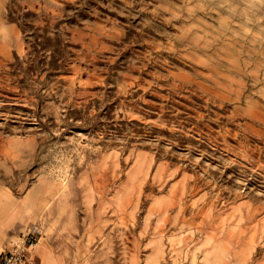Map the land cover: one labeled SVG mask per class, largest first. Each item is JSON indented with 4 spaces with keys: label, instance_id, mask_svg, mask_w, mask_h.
<instances>
[{
    "label": "rangeland",
    "instance_id": "374dc122",
    "mask_svg": "<svg viewBox=\"0 0 264 264\" xmlns=\"http://www.w3.org/2000/svg\"><path fill=\"white\" fill-rule=\"evenodd\" d=\"M0 46V253L264 264V0H0Z\"/></svg>",
    "mask_w": 264,
    "mask_h": 264
},
{
    "label": "built area",
    "instance_id": "2783aa9c",
    "mask_svg": "<svg viewBox=\"0 0 264 264\" xmlns=\"http://www.w3.org/2000/svg\"><path fill=\"white\" fill-rule=\"evenodd\" d=\"M44 235L41 224L35 223L10 240L8 249L0 253V264H31L32 250Z\"/></svg>",
    "mask_w": 264,
    "mask_h": 264
},
{
    "label": "bare ground",
    "instance_id": "6f19581e",
    "mask_svg": "<svg viewBox=\"0 0 264 264\" xmlns=\"http://www.w3.org/2000/svg\"><path fill=\"white\" fill-rule=\"evenodd\" d=\"M2 15V14H1ZM5 15V14H4ZM9 19V18H8ZM5 26V25H4ZM5 28H7V27H5ZM1 30H3V26H2V29ZM4 31H6V29L4 30ZM9 31H10V28H9ZM8 32V31H7ZM7 32H6V34H7ZM13 32V31H12ZM10 33V32H9ZM4 34H5V32H4ZM5 36V35H4ZM9 37V36H8ZM4 38H7V37H4ZM17 39V38H16ZM14 40V39H13ZM9 42V41H8ZM17 43V42H16ZM4 47V46H3ZM0 48H2L1 46H0ZM7 49V48H6ZM0 50H3V48L2 49H0ZM2 62V61H1ZM1 85V84H0ZM6 85V84H5ZM6 87V86H5ZM7 88V87H6ZM11 88V87H10ZM2 89V88H1ZM13 90V89H12ZM6 91V90H5ZM9 92V91H8ZM67 184V183H66ZM65 186V185H64ZM62 190H63V188H62ZM65 190H63V192H64ZM62 192V191H61ZM56 193V192H55ZM67 194V193H66ZM56 195V194H55ZM59 195V194H58ZM63 195V194H62ZM65 196V195H64ZM26 198V197H25ZM53 231V230H52ZM50 233V232H49ZM49 235V234H48ZM38 244L39 243H37L36 245L38 246ZM43 245V244H42ZM44 246V245H43Z\"/></svg>",
    "mask_w": 264,
    "mask_h": 264
},
{
    "label": "crops",
    "instance_id": "0c3cea01",
    "mask_svg": "<svg viewBox=\"0 0 264 264\" xmlns=\"http://www.w3.org/2000/svg\"><path fill=\"white\" fill-rule=\"evenodd\" d=\"M4 231H7V229L4 227L0 228V242H1V236H2Z\"/></svg>",
    "mask_w": 264,
    "mask_h": 264
}]
</instances>
